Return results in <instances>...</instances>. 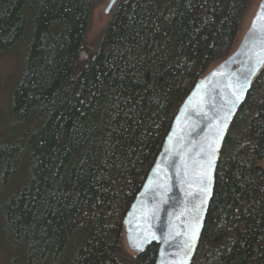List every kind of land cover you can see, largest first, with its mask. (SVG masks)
I'll use <instances>...</instances> for the list:
<instances>
[{
    "label": "trees",
    "instance_id": "1",
    "mask_svg": "<svg viewBox=\"0 0 264 264\" xmlns=\"http://www.w3.org/2000/svg\"><path fill=\"white\" fill-rule=\"evenodd\" d=\"M104 1L0 0V54L24 56L0 123L4 264H156L159 245L129 248L126 215L251 2L118 0L93 46ZM192 264H264V66L227 133Z\"/></svg>",
    "mask_w": 264,
    "mask_h": 264
},
{
    "label": "water",
    "instance_id": "2",
    "mask_svg": "<svg viewBox=\"0 0 264 264\" xmlns=\"http://www.w3.org/2000/svg\"><path fill=\"white\" fill-rule=\"evenodd\" d=\"M117 1L109 0L107 14ZM262 12L264 0L238 47L211 68L186 97L126 215L129 248L137 253L159 245L156 264L193 263L227 133L264 66Z\"/></svg>",
    "mask_w": 264,
    "mask_h": 264
},
{
    "label": "rangeland",
    "instance_id": "3",
    "mask_svg": "<svg viewBox=\"0 0 264 264\" xmlns=\"http://www.w3.org/2000/svg\"><path fill=\"white\" fill-rule=\"evenodd\" d=\"M262 0H251L249 9L244 15L242 28L239 33L240 41L243 37V34L248 30L251 21L260 5ZM109 0L104 1L99 4L93 11L92 20L90 28L88 31V40L90 45H96L109 23L111 18V13L107 14L106 9L108 6ZM239 41V43H240ZM237 44L236 48L238 47ZM235 48V49H236ZM24 68V56L22 53L15 51H9L3 54H0V123L5 122V118L10 113V104H11V92L15 87L17 82L16 78L22 74ZM0 124V134L4 132L5 125ZM1 244V239H0ZM1 246V245H0ZM4 250L2 246L0 247V261L3 263Z\"/></svg>",
    "mask_w": 264,
    "mask_h": 264
},
{
    "label": "snow or ice",
    "instance_id": "4",
    "mask_svg": "<svg viewBox=\"0 0 264 264\" xmlns=\"http://www.w3.org/2000/svg\"><path fill=\"white\" fill-rule=\"evenodd\" d=\"M261 18H264V12L261 13ZM246 83V82H245Z\"/></svg>",
    "mask_w": 264,
    "mask_h": 264
}]
</instances>
